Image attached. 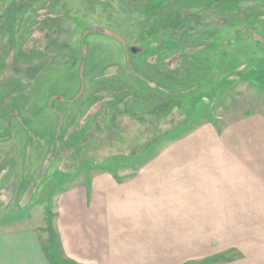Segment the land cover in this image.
<instances>
[{
    "label": "rangeland",
    "instance_id": "rangeland-1",
    "mask_svg": "<svg viewBox=\"0 0 264 264\" xmlns=\"http://www.w3.org/2000/svg\"><path fill=\"white\" fill-rule=\"evenodd\" d=\"M254 69L264 0H0V228L36 227L49 245L56 198L89 167L164 149L176 163L264 161L208 148L264 144L261 116L227 129L264 103ZM248 179L234 181L264 189Z\"/></svg>",
    "mask_w": 264,
    "mask_h": 264
},
{
    "label": "crops",
    "instance_id": "crops-1",
    "mask_svg": "<svg viewBox=\"0 0 264 264\" xmlns=\"http://www.w3.org/2000/svg\"><path fill=\"white\" fill-rule=\"evenodd\" d=\"M260 109L239 111L243 114L228 122L227 129L256 116L264 127V103ZM208 148L252 153L264 151V144ZM102 166L66 182L56 198V228L48 232L49 245L36 227H1L0 264H56L57 251L63 264H197L231 249L242 255L225 257L222 264H264V189L242 188L234 181L248 177L241 185L264 186V161L176 163L165 160L164 149L143 162Z\"/></svg>",
    "mask_w": 264,
    "mask_h": 264
},
{
    "label": "trees",
    "instance_id": "trees-1",
    "mask_svg": "<svg viewBox=\"0 0 264 264\" xmlns=\"http://www.w3.org/2000/svg\"><path fill=\"white\" fill-rule=\"evenodd\" d=\"M251 75H252V78L254 80H257L259 81L260 83H264V71L262 70H257V69H254L251 71ZM235 251V250H234ZM236 256V255H235ZM222 257H226L227 259H229V255L227 253H224V254H221L219 255L218 257H216V259H220ZM226 260V259H225ZM205 262V261H204ZM197 264H200V263H197ZM213 264V262H212Z\"/></svg>",
    "mask_w": 264,
    "mask_h": 264
},
{
    "label": "water",
    "instance_id": "water-1",
    "mask_svg": "<svg viewBox=\"0 0 264 264\" xmlns=\"http://www.w3.org/2000/svg\"><path fill=\"white\" fill-rule=\"evenodd\" d=\"M134 51H136V50H134Z\"/></svg>",
    "mask_w": 264,
    "mask_h": 264
}]
</instances>
